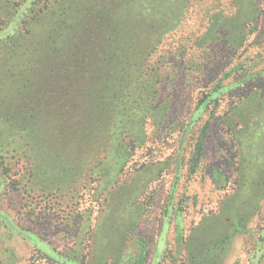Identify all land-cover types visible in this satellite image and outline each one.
Listing matches in <instances>:
<instances>
[{
	"label": "rangeland",
	"instance_id": "obj_1",
	"mask_svg": "<svg viewBox=\"0 0 264 264\" xmlns=\"http://www.w3.org/2000/svg\"><path fill=\"white\" fill-rule=\"evenodd\" d=\"M0 264H264V0H0Z\"/></svg>",
	"mask_w": 264,
	"mask_h": 264
}]
</instances>
